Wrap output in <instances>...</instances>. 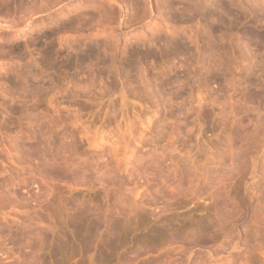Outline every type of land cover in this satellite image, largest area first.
Masks as SVG:
<instances>
[{
  "label": "rangeland",
  "instance_id": "rangeland-1",
  "mask_svg": "<svg viewBox=\"0 0 264 264\" xmlns=\"http://www.w3.org/2000/svg\"><path fill=\"white\" fill-rule=\"evenodd\" d=\"M159 2L0 0V264H264V0Z\"/></svg>",
  "mask_w": 264,
  "mask_h": 264
},
{
  "label": "bare ground",
  "instance_id": "bare-ground-1",
  "mask_svg": "<svg viewBox=\"0 0 264 264\" xmlns=\"http://www.w3.org/2000/svg\"><path fill=\"white\" fill-rule=\"evenodd\" d=\"M129 1H130V0H129ZM158 1H159V0H158ZM163 1H166V0H161V2H163ZM168 1H170V0H168ZM189 1H190V0H189ZM200 1H201V0H200ZM247 1H248V0H247ZM249 1H250V0H249ZM155 2H156V1H155ZM161 2H159V3H161ZM173 2H174V0H173ZM253 2H254V1H253ZM164 3H165V2H164ZM198 3H200V2H197V4H198ZM220 3H221V2H220ZM220 3L218 2L219 5H220ZM162 4H163V3H162ZM218 4H217L216 6H218ZM160 5H161V4H160ZM198 5H199V4H198ZM138 7H139V6H138ZM144 7H145V6H144ZM219 7H220L219 9H222V8L225 7V6L222 5V8H221V6H219ZM138 9H139V8H138ZM222 10H224V9H222ZM222 10H221V11H222ZM226 10H227V9H226ZM226 10H224V12H225ZM146 11H147V10H146ZM227 12H228V11H227ZM144 13H145V12H144ZM225 13H226V12H225ZM170 35H171V34H170ZM173 35H174V34H173ZM169 37H171V36H169ZM149 39H151V38H149ZM153 39H154V38H153ZM153 39H152V40H153ZM168 39H169V38H168ZM154 40H155V39H154ZM174 40H175V39H174ZM163 41H164V40H163ZM171 41H173V38L171 39ZM171 41H170V42H167V40H166L165 42H167V44H168V43L171 44ZM142 42H143V41H142ZM146 42H147V41H146ZM146 42H145V43L143 42V43H144L145 45H148V42H149V41H148L147 43H146ZM174 42H175V44H176V40L173 41L172 43H174ZM178 42L181 43L182 41L179 40ZM150 43H151V41H150ZM183 43H184V42H183ZM151 44H152V43H151ZM160 44H161V43H160ZM170 44H168V46H169ZM137 45H138V44H137ZM149 45H150V44H149ZM149 45H148V46H149ZM171 45H173V44H171ZM171 45H170V46H171ZM176 45H178V44H176ZM180 45H181V44H180ZM183 45H184V44H183ZM141 46H142V45H141ZM165 46H167V45H165ZM186 46H187V45H185V47H186ZM177 47H178V46H177ZM179 47H182V46H179ZM185 47H184V48L182 47V48H183V49H186ZM142 48H143V47H142ZM148 48H149V47H148ZM175 48H176V47H175ZM182 48H181V49H182ZM211 48H212V47H211ZM218 48H219V47H218ZM138 49H140V48H138ZM176 49H178V48H176ZM221 49H223V46H222V48H220L219 50H221ZM88 50H89V49H88ZM92 50H93V49H92ZM141 50H142V49H141ZM148 50H149V49H148ZM172 50H173V49H172ZM174 50H175V49H174ZM178 50H180V48H179ZM205 50H206V49H205ZM205 50H204V51H205ZM211 50H212V49H211ZM131 51H132V50H131ZM133 51H136V50H133ZM138 51H139V50H138ZM138 51H137V52H138ZM143 51H145V50H143ZM180 51H181V50H180ZM185 51H186V50H185ZM216 51H217V50H216ZM222 51H223V50H222ZM222 51H221V52H222ZM96 53H97V52H96ZM96 53H94V50H93V51L89 50V53H86V55H81V54H82V53H81V54H79V56H78V54H77V57H78V58L76 57V59H78V60H76L75 58H74V59H75L76 61H78L79 64H80V66H81V65L86 64L89 60H92V59H91L92 57H97L98 55L95 56ZM135 53H136V52H135ZM138 53H141V52L139 51ZM143 53H144V52H142V54H143ZM146 53H147V52H146ZM146 53H144L143 56H141V54H140V56H141L142 58H144V59H145V57L147 58L148 56H150V54H149L150 51H149V53H147V54H146ZM168 53H169V51H168ZM180 53H181V52H180ZM83 54H84V53H83ZM151 54H152V53H151ZM130 55H131V56H134V59H135L136 56H137V54H134V53H133V54H130ZM130 55H129V56H130ZM165 55H166V54H165ZM171 55H172V54H171ZM131 56H130V57H131ZM152 56H153V55H152ZM130 57H129V58H130ZM141 57H140V59H142ZM153 57H154V56H153ZM97 58H98V57H97ZM138 58H139V56H138L136 59H137V60H140V59H138ZM167 58H168V57H167ZM220 58H221V57H220ZM95 59H96V58H94V60H95ZM136 59H135V60H136ZM97 60H98V59H97ZM129 60H130V59H129ZM129 60H127V61H129ZM132 60H133V59L131 58V60L129 61L131 64H132V62H131ZM135 60H133V61L136 62L137 60H136V61H135ZM146 60H147V59H146ZM98 61H99V60H98ZM144 61H145V60H144ZM144 61H143V62H144ZM42 62H43V61H42ZM140 62H141V61H140ZM201 62H202V61H201ZM95 63H96V62H95ZM95 63H94V64H95ZM98 63H99V62H98ZM98 63H97V64H98ZM111 63H112V62H111ZM122 63H123V62H122ZM125 63H127V62H124V64H122V66L125 65ZM130 63H129V64H130ZM136 63H137V62H136ZM136 63H135V64H136ZM138 63H139V61H138ZM202 63H203V62H202ZM44 64H47V63H43V65H44ZM76 64H77V63H76ZM91 64H92V63H91ZM115 64H116V63H115ZM119 64H120V63H119ZM119 64H118V67H119ZM129 64L127 63L126 66H127L128 70H131L132 67L135 66V65L130 66L131 64H130V65H129ZM77 65H78V64H77ZM77 65H76V66H77ZM88 65H89V63H88ZM120 65H121V64H120ZM128 65H129V66H128ZM204 65H205V64H204ZM48 66H49V65H48ZM48 66H47V67H48ZM126 66H125V67H126ZM136 66H137V65H136ZM45 67H46V66H45ZM116 67H117V66H116ZM118 67H117V68H118ZM49 68H50V67H49ZM127 68L125 69V71L127 70ZM121 69H123V67H121ZM116 70H117V69H116ZM88 71H89V70H88ZM91 71H92V70H91ZM99 71H100V70H99ZM125 73H126V72H125ZM128 73H129V72H127L126 74H128ZM124 77H125V74H124ZM126 78H127V77H126ZM262 92H263V90H262ZM250 95H251V94H250ZM254 95H255V93H254ZM261 95H262V94H261ZM251 96H253V95H251ZM256 96H257V94H256ZM248 98H249V97H248ZM249 102H253V100H250Z\"/></svg>",
  "mask_w": 264,
  "mask_h": 264
}]
</instances>
